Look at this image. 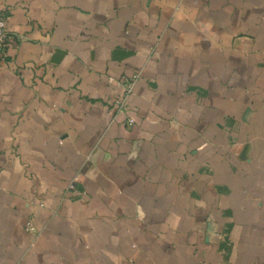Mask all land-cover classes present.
Returning a JSON list of instances; mask_svg holds the SVG:
<instances>
[{
	"label": "crops",
	"instance_id": "1",
	"mask_svg": "<svg viewBox=\"0 0 264 264\" xmlns=\"http://www.w3.org/2000/svg\"><path fill=\"white\" fill-rule=\"evenodd\" d=\"M0 13V264H264V0Z\"/></svg>",
	"mask_w": 264,
	"mask_h": 264
},
{
	"label": "built area",
	"instance_id": "2",
	"mask_svg": "<svg viewBox=\"0 0 264 264\" xmlns=\"http://www.w3.org/2000/svg\"><path fill=\"white\" fill-rule=\"evenodd\" d=\"M7 37L8 34H7L6 22L3 15L0 13V45H2L5 42ZM136 78L137 76H134L132 80H128V79L124 80L123 85L125 86L126 96H123L122 98L116 101V105L118 106V108H122L125 105L127 96L131 93ZM130 122H132V120H130Z\"/></svg>",
	"mask_w": 264,
	"mask_h": 264
},
{
	"label": "clouds",
	"instance_id": "3",
	"mask_svg": "<svg viewBox=\"0 0 264 264\" xmlns=\"http://www.w3.org/2000/svg\"><path fill=\"white\" fill-rule=\"evenodd\" d=\"M163 7H175V5H171V4H165V5H162ZM190 14L187 13L183 7H180L177 9V11L175 12V16H174V19L177 20V21H182L186 18H188Z\"/></svg>",
	"mask_w": 264,
	"mask_h": 264
}]
</instances>
